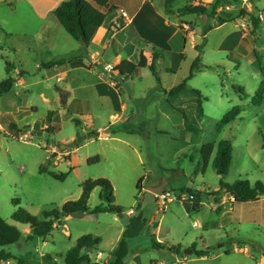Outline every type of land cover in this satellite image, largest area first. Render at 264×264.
Here are the masks:
<instances>
[{"label": "crops", "instance_id": "obj_1", "mask_svg": "<svg viewBox=\"0 0 264 264\" xmlns=\"http://www.w3.org/2000/svg\"><path fill=\"white\" fill-rule=\"evenodd\" d=\"M63 1L0 0V5L9 16L25 17L27 20L29 18L42 22L38 30L29 33H16L0 26V58L6 64L7 73V77L3 80L11 77L15 81L13 87L0 98L5 94L15 93L18 88L22 91L21 95L14 94V107L4 112L3 118L5 121L10 120L8 124L13 125L25 117L39 113V106L29 101L31 92L25 85L24 76L31 74V71L39 73L37 80L36 74L31 75L34 77L31 85L37 88L38 97L46 104L45 117L42 121H37V124H40L39 129H34L29 123L21 124L15 133H9L8 124L2 126L0 123V129L7 135L20 136L25 126H29L30 134H37L39 137H44L48 129H51L48 134L52 133L54 138L59 139L62 123L64 119H67L77 125L76 133L68 138L60 137L57 145L51 147L50 150L55 156V148L61 146L64 149V146L66 148L68 143H74L80 135H85L84 138L81 137V141L78 140V146L72 159L66 162L71 165V170L78 166L79 149L95 143L102 145L108 151L98 152L93 157L99 156L100 162H104L112 169V171L101 173L96 179L106 178L113 182L114 195L118 190L115 182L129 175H132L131 181L136 185V189L142 180L141 191L146 189L143 187L146 178L150 179L147 187L151 193L167 191L169 182L173 178H181L188 185L186 188L192 190L189 193L196 194L192 176L198 178L199 174L204 175L209 164L212 163L213 166L217 151H214L207 168L203 171L200 168L202 148L209 143L193 141L194 137H200L203 132L196 136L188 131L181 111L185 112L190 124L203 131L199 128L200 122L209 113L213 114V105L223 108V114L227 112L224 117L238 108L240 114L234 121L220 130L219 124L224 119L223 117L215 128L217 132H233L232 127L236 121L240 120L239 117L244 111V103L250 96L246 89L241 87L247 94L246 98H242L234 89V86L238 84L233 83L231 86L234 97L230 101L227 93L229 85L227 79L220 76V71L223 70L229 77L239 74L245 60L256 58L257 71L262 72L258 69L260 67L262 69V66H259L260 61L256 57L257 46L250 39L246 27L248 23L245 20L246 16L256 15L257 7L251 1L248 6L244 3L242 10H239L233 0H173L167 8L179 15L186 14L181 12L188 8L202 7L205 9V13L198 14L196 21L189 25L190 31L187 34L180 29L183 23L168 14L164 8V0H110L108 6L103 8L106 21L92 39L88 48L90 54L86 55L84 50H81L79 42L65 31L54 14ZM121 10L130 16L128 23L122 18ZM243 10L247 12V15H242ZM227 16L232 19L231 22H234L233 28H227L229 25V21H226ZM199 19H203V28L196 26ZM262 23V21L258 22V24ZM63 31L73 40L72 42L64 34L72 42L71 49L67 52L60 50L59 36L63 35ZM215 32L220 33L219 38L214 41L211 36ZM260 50L264 51V47L261 46ZM21 54H25L30 61H36L31 71L24 68L26 59L24 56L20 57ZM156 54L159 55L155 61L159 81L149 68L140 69L133 76H121L117 72L106 71L109 66L116 68L124 61L139 63L142 55L151 64ZM62 60L67 61L51 69L43 67V64ZM7 64H10V72H8ZM22 72H24L23 76H21ZM210 73L218 75L214 83L217 90L214 93L209 86L202 89L194 84L198 77L204 76L207 79ZM190 76L192 77L187 82L188 86L184 91L173 96L169 94L173 88ZM262 89H264V81L260 91ZM197 91L203 97V116L198 113ZM236 92L239 96H236ZM259 92L256 93L255 99ZM63 98H65V104L62 102ZM224 98L229 100V105L225 104ZM263 103L264 99L258 106ZM97 117L102 118L99 125H96ZM149 132L168 137L172 134L174 136L180 134V137L176 136L177 139L188 140L186 151L190 154L193 150L196 154L190 156L194 168L186 171L180 167H173L174 164L171 167H164L160 163L155 167L154 161L157 162L158 159L151 151ZM228 136L210 143L217 146L221 141L232 138V135ZM189 154L184 153L183 156L187 158ZM89 157V155L86 156L82 162L88 164ZM234 160L235 147L233 146ZM60 163L58 157L54 164ZM148 165L150 167L147 168ZM196 168H200L197 173ZM197 189L206 190L207 188L199 186ZM180 190L184 192L183 186ZM221 197L224 198L221 200ZM226 197L228 199H225ZM211 199L212 203L208 200L203 201L201 197L198 198V208L194 207L195 202H180L193 211L209 206L220 216L219 220L226 223V225H221L224 226V230L226 227L230 228L228 244L220 239L217 246L218 252L212 257L210 247L204 241L201 245L202 249H196L197 246H194V243L187 245L186 250L189 251L190 248L192 254L195 249L198 252H205L204 255H196L197 259H191L193 263L208 262L213 257L215 259L229 257L232 259L229 264H264V243L261 238L264 235V195L256 201L237 203L230 193L220 188L217 200L213 196H210ZM115 203L117 205L116 198ZM174 203L176 201L171 202L166 209H171ZM134 213L131 210L128 215L133 216ZM139 221H142V218ZM250 226L253 227L254 235L257 237H252L251 231L247 230ZM28 228L26 234L29 235L31 228L29 226ZM129 236L131 238V231ZM162 246L170 249L166 244ZM191 260L186 259L185 261Z\"/></svg>", "mask_w": 264, "mask_h": 264}, {"label": "rangeland", "instance_id": "obj_2", "mask_svg": "<svg viewBox=\"0 0 264 264\" xmlns=\"http://www.w3.org/2000/svg\"><path fill=\"white\" fill-rule=\"evenodd\" d=\"M249 1L257 7L258 11H256V15L254 14V17H245L248 23L246 27L252 43L257 46L256 57L260 61L259 66H262V69L261 67L258 69L262 70V72L257 71L256 58L245 60L239 74L229 77L221 70L220 76L227 79L229 85L227 93L230 101L234 97V91L231 86L233 83L246 89L250 97L244 103L243 114L239 117L240 120L234 123L232 133H230L231 131L225 133L215 130L218 122L223 119L227 112L223 114V108H217V105H213V114L209 113L200 122L201 126L199 128L203 130L201 131L203 134L200 135V133V137H194L193 139L196 143L201 141L210 143L232 135L230 140L235 147V160L225 179L218 176L212 163L209 164L205 174H202L203 176L199 174L198 178H196V176L190 174L192 181L195 182L194 192H196V194L191 195H194L195 199L196 197H201L203 201H211L210 203H212L210 196L217 200L221 181L231 184L238 180H248L252 185L258 181H264V147L262 146L264 145V103L258 106L257 99H255L256 93L260 91L261 84L264 81V51L260 50L261 46L264 47V0H233L239 10H242L244 3L248 6ZM253 19L256 22L262 21L263 23L255 26ZM226 21H229L227 28H233L234 22H231L232 19L227 16ZM203 23V19H199L196 26L203 28ZM41 25L42 22L36 19L31 20L28 18L27 20L25 17L9 16L0 5V26L5 30L16 33H29L35 32ZM219 33H213L211 39L217 40ZM62 34H66L73 42L67 33L64 32ZM63 35L59 36L60 50L67 52L71 49L72 42ZM81 50L83 51L82 47ZM22 56L26 59L24 68L31 71L36 61H30L25 54H21L20 57ZM94 65L97 66L96 64ZM106 71L113 72V70ZM30 73L24 76L26 79L25 85L31 92L29 101L39 106V113L9 125L10 120L5 121L2 114L6 110L13 109L14 94L21 95L22 91L18 88L15 93L5 94V96L0 98V123L2 126L8 124L9 133H15V130L24 123H29L37 130L40 128V124H37V121H42L45 117L46 104L38 97L37 88L31 85L34 78L31 75L36 74L37 80L39 73L32 71ZM21 74L23 76L24 72ZM209 75L207 79L204 76L198 77L194 84L202 87V89H206V86H209V89L214 93L217 90L214 83L218 75L214 73ZM5 77H7L6 64L0 58V81ZM236 96H239L237 92ZM224 102L229 105V100L224 98ZM95 121L96 125H99L102 118L97 117ZM62 124V132L58 136L59 139L60 137L68 138L76 133V124L71 123L67 119H64ZM29 130V126H25L22 130V135L12 136L11 134L7 135L6 132L0 129V217L23 231V237L20 242L3 248L6 252H10L31 264H65V256L76 245L77 240L84 235H93L99 238L101 243L93 250H84L82 255L89 256L91 264H109L114 260L112 255L117 250L119 242L128 227L132 236L128 238L129 255L125 259L124 264H152V262H155V264H198L193 263L192 260L197 259L198 251L196 249H202L203 241L210 247L211 257L217 254V246L220 239H223L224 243L228 244L230 228L226 227L224 230V226L222 227L221 225H226V223L220 221V216L213 212L209 206H203L201 210L193 211L187 209L186 206L177 200L171 209L168 208L164 211L156 203L154 193H151L147 187L150 179L146 178L145 180L143 187L146 189L139 191L131 181L132 175L115 182L118 185L115 198L117 205L122 208V214H87L63 218L61 226L49 236L29 241L27 239L28 234H26V230H29L28 226L12 219L13 214L17 210L22 209L33 216L42 218L44 211L61 210L66 202L78 200L82 191V183L89 179L95 180L105 171H112L111 167L104 162L95 165L82 162L88 155L91 158L98 152L108 151L100 144L92 143L79 149L78 166L71 170V165L66 162L72 159L78 144L70 147L73 144V142H70L64 149L59 146L55 148L54 156L50 148L57 145L59 139L54 138L52 133L48 134L51 129H48L44 137L30 134ZM89 135L92 136V134ZM149 135L151 151L154 153L153 156L155 155L158 159L157 162L154 161L155 167L160 163L164 167H171L174 164L173 167H180L186 171H191L190 169L194 168V164L190 161V156L192 157L196 154H194L193 150L190 151V154L186 151L188 140L177 139L176 136L180 134H176V136L172 134L168 137L149 132ZM81 137L84 138L85 135H80L77 140L81 141ZM82 143L85 144V142ZM79 146L82 147V145ZM184 153L189 154V157L185 158L183 156ZM58 157L61 163L55 165L54 163ZM203 164L202 159L201 169H203ZM148 167L150 166L148 165ZM114 172L116 174V171ZM51 173L57 176L63 175L65 178L64 180H58L51 176ZM182 186L184 192L180 190ZM187 186L184 179L173 178L169 182L167 191H171L176 195L183 193L188 196L190 193L186 188ZM199 186H206L207 189L198 190L197 187ZM99 194L100 189H95L91 194L89 200L90 208L94 209L103 204ZM223 198L221 197L220 199L222 200ZM225 199L228 198L226 197ZM131 210L135 212V215H128ZM140 218H142V221H139ZM247 230L251 231L252 237H257L254 235L253 227L250 226ZM261 238L264 243V235ZM154 242L166 244L172 250L166 247L164 249H155ZM190 243H194V246L197 247L194 254L186 255V247ZM252 251L255 253L254 249ZM186 259L192 260L185 261ZM230 262H232V259L229 257L219 259L213 257L212 260L200 264H229ZM0 264H17V261L10 260ZM84 264L90 263L86 262Z\"/></svg>", "mask_w": 264, "mask_h": 264}, {"label": "trees", "instance_id": "obj_3", "mask_svg": "<svg viewBox=\"0 0 264 264\" xmlns=\"http://www.w3.org/2000/svg\"><path fill=\"white\" fill-rule=\"evenodd\" d=\"M110 0H64L59 7L54 11L56 18L58 19L60 25L65 29V31L77 42L83 40L85 46L89 48L92 39L94 38L97 31L104 25L106 21V14L103 8L108 6ZM173 0H164L166 6H170ZM181 13H205V9L202 7L188 8ZM242 15H247L245 10L242 11ZM254 25L257 26L258 22L253 19ZM183 23V22H182ZM193 24V23H192ZM189 24V25H192ZM83 49V48H82ZM84 50V49H83ZM159 55H154V61L149 64L148 59L142 55L139 63H133L130 61H124L116 68L113 72L119 73L121 76H133L140 69L149 68L154 77L159 81V76L157 72L156 60ZM67 60H62L59 62H50L43 64L45 69H51L60 64L65 63ZM8 72H10V64H7ZM192 76L187 80L182 82L180 85L173 88L169 94L171 96L184 91L187 88V82ZM15 81L13 78L9 77L0 83V96L8 92L14 85ZM234 89L240 94L242 98H246L247 94L245 90L239 86H234ZM199 96L198 113L203 116V97L199 91H197ZM264 99V90L262 89L257 96V104H261ZM63 104H65V98L62 99ZM184 119L186 121L185 127L188 131L193 132L195 135L201 133L200 129L190 124L185 112L181 111ZM240 114V109L235 108L219 124V129L234 121ZM264 147V145H263ZM217 151L216 157L213 161V168L216 170L217 174L224 178L228 175L230 167L233 161V143L230 140L221 141L217 146L214 143H209L202 148V159H203V171L208 166L210 159L214 153ZM100 162L99 156L92 157L88 159L89 165H95ZM200 168H196V173ZM58 180H64L65 176H57L54 173L50 174ZM142 180L138 183L137 189L141 191ZM82 194L80 198L76 201L66 202L61 210L52 209L46 210L42 213V218L33 216L22 209L17 210L12 219L15 222L21 223L23 225H28L31 228V233L27 236L29 241H33L36 238H45L49 236L55 229L61 226V221L63 218H68L71 216H82V215H97V214H121L122 208L117 206L115 203L114 187L110 180L106 178L99 179H89L82 183ZM221 190H225L230 193L235 202L237 203H248L251 201L259 200L261 196L264 195V181H258L252 185L248 180H238L233 184H227L221 181ZM95 189H100L99 198L103 202L102 205L97 206L92 209L89 206V200L92 192ZM189 192L192 190L187 188ZM198 197L195 199L194 207H199ZM130 233V228L128 227L119 242L117 250L113 253L114 260L109 264H124L125 259L129 255V245L128 238ZM23 237L22 231L8 221L0 217V263H5L10 260L17 261V264H31L25 262L23 259L14 256L10 252H6L3 248L9 245L16 244L20 242ZM101 240L93 235H84L80 237L76 245L71 248L65 256V264H84L90 263L91 260L89 256L82 255V252L86 249L93 250L99 244ZM155 249H164L165 247L158 242H154ZM205 252H198V255H204ZM98 264V263H95Z\"/></svg>", "mask_w": 264, "mask_h": 264}, {"label": "built area", "instance_id": "obj_4", "mask_svg": "<svg viewBox=\"0 0 264 264\" xmlns=\"http://www.w3.org/2000/svg\"><path fill=\"white\" fill-rule=\"evenodd\" d=\"M120 14L122 18L125 20L126 23L130 21V16L123 10L120 11ZM181 31L184 33H189L190 31V26L189 24L183 23L181 26ZM114 68L108 67L107 70H113ZM154 198L160 209L166 210L167 206L173 202V201H180V202H194L195 201V196L189 194L188 196L186 194H180L176 195L172 193L171 191H160V192H155L154 193Z\"/></svg>", "mask_w": 264, "mask_h": 264}, {"label": "water", "instance_id": "obj_5", "mask_svg": "<svg viewBox=\"0 0 264 264\" xmlns=\"http://www.w3.org/2000/svg\"><path fill=\"white\" fill-rule=\"evenodd\" d=\"M164 8L167 10L168 14L170 16H172L174 19H176V20H178L180 22L186 23V24L194 23L196 21L197 17H198L197 13H186V14L179 15V14H176L174 12L169 11L167 6H165V5H164ZM79 44L84 49L85 54L89 55L90 54L89 53V49L85 46L84 41L80 40ZM97 136H99V134H97ZM77 144H78V140L74 141V143L71 144L70 147L76 146ZM63 148H65V146ZM185 254L190 255V254H192V251L191 250L186 251Z\"/></svg>", "mask_w": 264, "mask_h": 264}]
</instances>
